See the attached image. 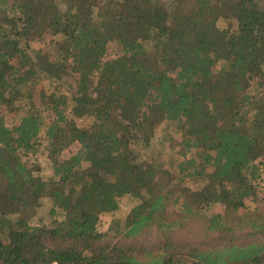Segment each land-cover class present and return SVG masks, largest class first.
Instances as JSON below:
<instances>
[{
  "label": "trees",
  "instance_id": "1",
  "mask_svg": "<svg viewBox=\"0 0 264 264\" xmlns=\"http://www.w3.org/2000/svg\"><path fill=\"white\" fill-rule=\"evenodd\" d=\"M0 108L3 264H264V0H0Z\"/></svg>",
  "mask_w": 264,
  "mask_h": 264
},
{
  "label": "rangeland",
  "instance_id": "2",
  "mask_svg": "<svg viewBox=\"0 0 264 264\" xmlns=\"http://www.w3.org/2000/svg\"><path fill=\"white\" fill-rule=\"evenodd\" d=\"M219 24L221 26L224 25V20L220 19ZM113 54H114V50H113V46H111L106 55V59L112 57ZM71 79L72 78H67L63 80L62 83L58 84V86H56L49 79L39 82L34 91L35 99H36L35 102H38L39 105H42L44 103L46 97H44L41 92L43 93L45 92L46 94H49L52 91L57 90L59 93L66 92L67 94L71 95L70 93L71 82H72ZM54 86L60 87V89H55ZM39 96H41L42 98H39ZM0 114H4L6 116V120L8 124L13 125L15 123V117L13 116V114H15V111L12 108H0ZM77 122L79 125L89 126L94 122V118L93 116L77 117ZM163 134H164V129L160 128L157 135H155L154 137L153 148L155 147L157 150H161L162 152L161 158H165V160H167L168 158H171L170 156H173L175 152L171 150V147H169V145L166 146V144L163 141H161ZM77 149H78V144L74 143L64 150L63 155L68 156L71 153L76 152ZM147 151L148 150H142L141 153ZM152 153L153 150H151V152L145 153L143 157L147 158ZM263 176H264V169H263ZM121 199H122L121 208L119 211H117L116 213L108 212L102 215L101 229L107 228L114 217H118L120 220H124L128 212L130 211L131 207L137 202L136 198L130 195H125ZM51 204H52V200L49 197H45L42 206L38 210V214L34 220L35 222H39L40 220L48 221L51 219V217L53 216V214H51L50 212ZM196 208L199 212L210 214L214 211L224 212L225 205L221 203H215L211 205L206 202H201L200 204L196 205ZM178 264H190V259L182 255V257L180 256L178 258Z\"/></svg>",
  "mask_w": 264,
  "mask_h": 264
},
{
  "label": "built area",
  "instance_id": "3",
  "mask_svg": "<svg viewBox=\"0 0 264 264\" xmlns=\"http://www.w3.org/2000/svg\"><path fill=\"white\" fill-rule=\"evenodd\" d=\"M0 264H3V263L0 261Z\"/></svg>",
  "mask_w": 264,
  "mask_h": 264
}]
</instances>
